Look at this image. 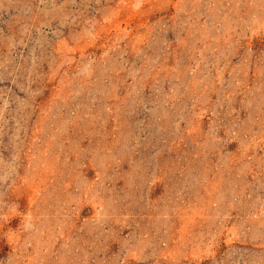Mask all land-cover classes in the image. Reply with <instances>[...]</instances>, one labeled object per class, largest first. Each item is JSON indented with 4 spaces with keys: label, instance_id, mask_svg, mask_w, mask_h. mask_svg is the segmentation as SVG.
I'll list each match as a JSON object with an SVG mask.
<instances>
[{
    "label": "rangeland",
    "instance_id": "374dc122",
    "mask_svg": "<svg viewBox=\"0 0 264 264\" xmlns=\"http://www.w3.org/2000/svg\"><path fill=\"white\" fill-rule=\"evenodd\" d=\"M0 264H264V0H0Z\"/></svg>",
    "mask_w": 264,
    "mask_h": 264
}]
</instances>
